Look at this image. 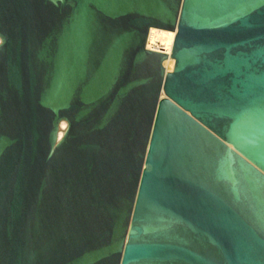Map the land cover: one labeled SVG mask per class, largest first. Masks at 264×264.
I'll list each match as a JSON object with an SVG mask.
<instances>
[{"label":"water","instance_id":"1","mask_svg":"<svg viewBox=\"0 0 264 264\" xmlns=\"http://www.w3.org/2000/svg\"><path fill=\"white\" fill-rule=\"evenodd\" d=\"M0 264H264V0H0Z\"/></svg>","mask_w":264,"mask_h":264},{"label":"bare ground","instance_id":"2","mask_svg":"<svg viewBox=\"0 0 264 264\" xmlns=\"http://www.w3.org/2000/svg\"><path fill=\"white\" fill-rule=\"evenodd\" d=\"M176 31L152 27L148 37V49L169 54L166 64L167 71H173L175 59L171 57Z\"/></svg>","mask_w":264,"mask_h":264},{"label":"built area","instance_id":"3","mask_svg":"<svg viewBox=\"0 0 264 264\" xmlns=\"http://www.w3.org/2000/svg\"><path fill=\"white\" fill-rule=\"evenodd\" d=\"M147 48H148V41H147ZM150 50V49H149ZM158 52V51H157ZM160 53H162V52H160ZM164 54H166V53H164Z\"/></svg>","mask_w":264,"mask_h":264}]
</instances>
